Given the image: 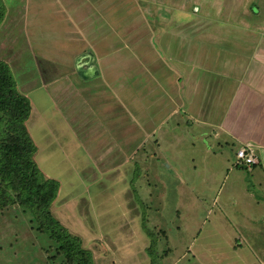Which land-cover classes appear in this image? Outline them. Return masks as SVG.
Here are the masks:
<instances>
[{
	"label": "rangeland",
	"instance_id": "1",
	"mask_svg": "<svg viewBox=\"0 0 264 264\" xmlns=\"http://www.w3.org/2000/svg\"><path fill=\"white\" fill-rule=\"evenodd\" d=\"M135 1L142 24L132 29L129 46L147 57L145 64L154 71L158 67L150 58H155L162 82L174 80L186 104L191 101L197 109L191 112L190 105L173 116L152 110L161 123H150L153 130L146 134L136 132L132 117L123 116L120 121L137 134L126 142L124 135H94L112 121L99 115V99L90 105L89 116L82 108L58 103L40 77L51 79L53 71L45 69L25 28L26 0H0L6 11L0 62L10 66L18 90L31 102L27 128L37 148L34 159L46 178L59 182L51 210L82 239L94 264H264V166H236L238 144L217 138L216 127L198 122L218 85L231 92L217 94L220 109L211 108L215 123L233 102L229 51L235 48V61L245 72L253 67L255 52L264 55V0ZM113 6L115 24L121 25V6ZM110 13L105 12L109 18ZM130 14H122L126 24L136 17ZM72 57L75 72L79 56ZM57 73L68 74L67 69ZM76 81L83 83L79 77ZM92 81L94 97H102L101 82ZM195 81L200 88L210 85L205 97H193ZM0 264L63 262L33 216L11 204L0 209Z\"/></svg>",
	"mask_w": 264,
	"mask_h": 264
},
{
	"label": "crops",
	"instance_id": "2",
	"mask_svg": "<svg viewBox=\"0 0 264 264\" xmlns=\"http://www.w3.org/2000/svg\"><path fill=\"white\" fill-rule=\"evenodd\" d=\"M113 4H118L123 9V11L118 10L121 25L115 24L112 11L117 8ZM106 7L107 11L111 12V18L105 14ZM138 9L139 2L134 3V0H26L25 28L31 43L33 40L35 51L43 57L39 59L47 65L45 69L53 71V76L49 77L51 79L38 72L43 85L57 96L58 103L82 108L88 116L92 114L94 103L99 99V103L103 104L99 105L101 110L98 112L99 115L102 113L101 116L104 115L105 119L109 118L112 121L105 128L96 129L94 135H98V138L99 135H103L102 139L107 135L113 137L124 135L126 142L135 141L137 134L133 135L129 131L126 121H120L123 116L132 117L136 132L146 134L147 131L153 130L149 128L150 123L155 126L161 123V117L153 115L152 110L158 112L167 110V114L173 116L179 112H186L190 105L191 112L197 109V106H192L191 101L186 104L182 87L177 90L172 86L177 85L174 80H169L170 85L162 82L161 74L157 72L160 63L155 58H150L154 67H158L154 71L149 63L145 64L148 58L129 46L133 43L128 41L134 37L132 29H138L142 24ZM125 12L127 15L132 12L130 16L133 18L134 14L136 15L130 21L131 24H126L127 18L124 20L122 15ZM147 26L150 27L149 23ZM143 35L145 33L143 34L142 31L141 37ZM87 51L94 54L99 69L97 81L94 82H101L97 90L101 91L103 96L99 98L93 95L96 90L90 84L93 78L82 80L70 67L69 60H73V55L76 59ZM229 53L233 58L227 64V66L231 65L227 80L231 79L235 83L232 89L233 102L221 115L219 123H215L216 117L211 111L220 109V99L217 94L231 92L228 86L218 85L216 98L214 99L213 96L206 101L205 108H209L208 113L205 109L201 114L205 118L198 122L216 127L217 138L224 137L236 142L239 146L236 152L244 145L250 144L258 160L255 166H264V55L262 51L255 52L252 56L254 65L245 72V68L235 61V48ZM35 59L37 60L36 57ZM112 61L116 67L111 65ZM243 65L245 66L244 62ZM58 69H67L68 74L58 75ZM66 77L72 80L71 83H64ZM76 77H79L83 83H78ZM192 91L193 97H197L198 93L200 97L203 95L205 97L210 91V85L200 88L199 81H195V89L193 88ZM176 92L178 96H175ZM199 103L201 110L204 104L202 99ZM91 104L93 108L90 107ZM74 120L79 122L78 118ZM122 123L124 125H121ZM94 129L92 127L90 131ZM117 146L121 149L120 145Z\"/></svg>",
	"mask_w": 264,
	"mask_h": 264
},
{
	"label": "trees",
	"instance_id": "3",
	"mask_svg": "<svg viewBox=\"0 0 264 264\" xmlns=\"http://www.w3.org/2000/svg\"><path fill=\"white\" fill-rule=\"evenodd\" d=\"M6 11L0 2V23ZM31 102L17 87L10 66L0 62V209L17 204L28 211L39 232L54 242L63 264H94L93 253L80 237L72 234L53 214L59 182L46 178L34 156L36 145L27 121Z\"/></svg>",
	"mask_w": 264,
	"mask_h": 264
},
{
	"label": "water",
	"instance_id": "4",
	"mask_svg": "<svg viewBox=\"0 0 264 264\" xmlns=\"http://www.w3.org/2000/svg\"><path fill=\"white\" fill-rule=\"evenodd\" d=\"M75 70L82 80H90L99 75L98 66L95 63V56L91 51H87L79 56L75 61Z\"/></svg>",
	"mask_w": 264,
	"mask_h": 264
},
{
	"label": "built area",
	"instance_id": "5",
	"mask_svg": "<svg viewBox=\"0 0 264 264\" xmlns=\"http://www.w3.org/2000/svg\"><path fill=\"white\" fill-rule=\"evenodd\" d=\"M236 166L251 168L258 163L257 157L250 144H246L236 152Z\"/></svg>",
	"mask_w": 264,
	"mask_h": 264
}]
</instances>
